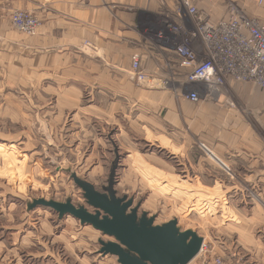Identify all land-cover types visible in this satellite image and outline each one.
<instances>
[{
    "label": "crops",
    "instance_id": "obj_1",
    "mask_svg": "<svg viewBox=\"0 0 264 264\" xmlns=\"http://www.w3.org/2000/svg\"><path fill=\"white\" fill-rule=\"evenodd\" d=\"M231 2L264 22V0H194V5L203 19L218 23ZM178 6V0H0V97L12 106L11 97L25 95L24 107L46 111L51 126L69 118L82 142L96 137L101 142L102 129L107 133L130 122L138 137L164 144L173 156L181 151L185 174L191 168L201 176L199 185H176L173 191L215 193V201L233 211V217L220 215V238L209 242L210 257L264 264V90L229 77L219 91L202 90L198 103L190 101L187 95L201 86L188 82L190 69L157 36L167 18L190 23L177 14ZM16 10L39 17L36 36L12 26ZM193 46L203 56L200 40ZM136 54L142 81L132 72ZM201 145L205 153L196 162ZM15 207L11 200L0 201V264L113 260L100 250L79 257L87 244L78 238L81 231L97 242L93 227L44 214L34 203L18 215Z\"/></svg>",
    "mask_w": 264,
    "mask_h": 264
},
{
    "label": "rangeland",
    "instance_id": "obj_2",
    "mask_svg": "<svg viewBox=\"0 0 264 264\" xmlns=\"http://www.w3.org/2000/svg\"><path fill=\"white\" fill-rule=\"evenodd\" d=\"M231 4L234 3L231 2L229 8ZM16 13L30 14L39 21L40 26L34 35L16 29L24 35L36 36L41 27L39 17L28 11L16 10L11 15L13 27V16ZM251 19L264 24L256 18ZM181 20L188 23L186 18ZM11 100L15 102L12 106L4 96L0 97V201L8 199L15 202L16 207L12 211H16L15 214L18 212L16 215L21 214L26 205L38 200L62 203L74 200L75 202H72L74 205L95 212L88 205L75 179L93 185L98 192L103 193L109 185L112 168L118 164L115 183L118 197L133 199L134 206H140V215L147 213L155 218V226H164L177 220L181 231L197 232L206 239L209 252V242L212 243L220 238V215L233 217L232 209H227L225 205L215 201L217 196L215 193L198 191L175 193L173 186L199 185L196 181L198 182L197 177L200 174H196L191 168L188 174H185V162L179 157L181 151L178 153L176 151V156H173L171 150L169 151L167 146L165 148L164 144L160 143L162 147H159L158 142L138 137L129 128L130 122L129 124L120 122V125L117 123L107 133L102 129L101 142L97 137L95 140L85 138L82 142L80 137L76 138L73 135V130L76 128L72 126L69 118H64L59 126H51V122L47 123L50 116L46 111L24 107L25 95H15ZM13 106L17 107L13 108ZM69 112L71 111H66L65 115ZM96 145L97 149L94 151ZM199 149L195 151L198 158L196 162L201 160L200 157L205 153L203 145ZM206 159L209 161L208 158ZM203 168L208 170L207 167ZM217 170L220 172L219 169ZM212 173L217 176L216 171ZM205 175L202 174V177ZM73 189H77L80 194L76 193L73 197ZM207 200L213 201L205 206ZM37 207L36 209L43 211L44 214L47 212V215L59 216L51 209ZM194 208L196 210H192ZM65 218L74 219L71 216ZM87 235L89 234L81 231L78 236L83 241L87 240V244L81 245L78 250L81 253L80 256L78 255L80 258L89 254V251H99L98 240H112L104 236L103 238L98 231L95 240L97 242L94 243L93 240L88 241ZM100 259L98 258L96 263L105 264V261ZM109 259L113 260L106 264H118L117 258L109 257ZM199 260L198 256L190 264H200Z\"/></svg>",
    "mask_w": 264,
    "mask_h": 264
},
{
    "label": "built area",
    "instance_id": "obj_3",
    "mask_svg": "<svg viewBox=\"0 0 264 264\" xmlns=\"http://www.w3.org/2000/svg\"><path fill=\"white\" fill-rule=\"evenodd\" d=\"M178 3L177 14L190 17L191 24L178 18H167L157 36L176 51L181 66L190 69L188 82L201 86L187 98L198 103L202 90L212 95L229 77L264 89V24L247 17L234 4L226 18L213 23L202 18L194 0H178ZM13 24L15 29L29 35H34L40 26L39 21L27 13H16ZM195 39L203 46V56L193 46ZM132 64L136 79L144 80L139 55H133ZM199 258L200 264H228L222 257L211 258L205 241Z\"/></svg>",
    "mask_w": 264,
    "mask_h": 264
},
{
    "label": "water",
    "instance_id": "obj_4",
    "mask_svg": "<svg viewBox=\"0 0 264 264\" xmlns=\"http://www.w3.org/2000/svg\"><path fill=\"white\" fill-rule=\"evenodd\" d=\"M118 164L112 168L109 185L98 192L93 185L75 179L91 212L72 202L38 200L34 206L51 209L60 217L71 216L113 241H100V253L118 259V264H190L201 253L204 239L194 231H181L178 221L155 226V218L139 215L133 199L118 197L115 190Z\"/></svg>",
    "mask_w": 264,
    "mask_h": 264
},
{
    "label": "flooded vegetation",
    "instance_id": "obj_5",
    "mask_svg": "<svg viewBox=\"0 0 264 264\" xmlns=\"http://www.w3.org/2000/svg\"><path fill=\"white\" fill-rule=\"evenodd\" d=\"M123 198V197H122ZM129 200V199H128ZM140 215V214H139Z\"/></svg>",
    "mask_w": 264,
    "mask_h": 264
},
{
    "label": "bare ground",
    "instance_id": "obj_6",
    "mask_svg": "<svg viewBox=\"0 0 264 264\" xmlns=\"http://www.w3.org/2000/svg\"><path fill=\"white\" fill-rule=\"evenodd\" d=\"M90 210V209H89Z\"/></svg>",
    "mask_w": 264,
    "mask_h": 264
}]
</instances>
